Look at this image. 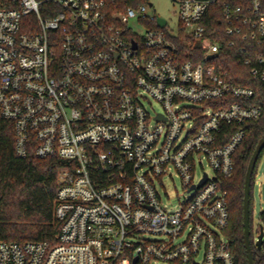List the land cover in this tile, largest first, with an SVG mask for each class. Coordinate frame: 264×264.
<instances>
[{
  "label": "built area",
  "instance_id": "obj_1",
  "mask_svg": "<svg viewBox=\"0 0 264 264\" xmlns=\"http://www.w3.org/2000/svg\"><path fill=\"white\" fill-rule=\"evenodd\" d=\"M172 2L175 27L151 0H0V118L64 161L58 242L0 239V264H235L224 180L263 108L221 57L264 82V0Z\"/></svg>",
  "mask_w": 264,
  "mask_h": 264
},
{
  "label": "trees",
  "instance_id": "obj_2",
  "mask_svg": "<svg viewBox=\"0 0 264 264\" xmlns=\"http://www.w3.org/2000/svg\"><path fill=\"white\" fill-rule=\"evenodd\" d=\"M260 49L264 50V46ZM221 58L223 66L238 84L255 88L257 101L263 108L259 119L246 124V137L235 155V173L224 180V187L228 191L231 223L226 235L231 240L235 264H248L244 242L245 177L249 161L264 134V82L251 75L237 47L227 49ZM263 153L264 149L258 156L255 170ZM63 167L64 161L57 158L42 159L34 153L27 157H18L15 153L13 122L0 118V239L20 243L45 240L51 245L58 242L60 222L54 216V204L60 185L59 172ZM253 183L254 174L251 190ZM252 206L251 191L250 227L253 241ZM261 219L264 224V210ZM253 247L255 264H264V253L254 244Z\"/></svg>",
  "mask_w": 264,
  "mask_h": 264
},
{
  "label": "rangeland",
  "instance_id": "obj_3",
  "mask_svg": "<svg viewBox=\"0 0 264 264\" xmlns=\"http://www.w3.org/2000/svg\"><path fill=\"white\" fill-rule=\"evenodd\" d=\"M154 3L155 11L169 20L172 26H176L177 24V16L175 14V5L172 0H151ZM152 107L156 110L160 109V105L157 102H153ZM263 157L260 158V161L257 164L256 170L254 174V183L252 191V202L253 208L252 211V225L256 226L259 222V218L261 213L264 210V153ZM205 165V169L207 171H211L209 166L206 165V162H203ZM201 169L199 170V172ZM198 172V173H199ZM160 192L163 196L164 202L170 205L176 204L179 199H181L185 192L183 190L181 179L176 175L175 172H172V176H166L163 180V184L160 187ZM148 238L156 239L158 237L149 235Z\"/></svg>",
  "mask_w": 264,
  "mask_h": 264
},
{
  "label": "water",
  "instance_id": "obj_4",
  "mask_svg": "<svg viewBox=\"0 0 264 264\" xmlns=\"http://www.w3.org/2000/svg\"><path fill=\"white\" fill-rule=\"evenodd\" d=\"M264 149V134L259 140L253 156L251 157L248 165V169L245 177V189H244V242L247 251L248 264H255L254 258V247L251 238V219H250V204H251V186H252V177L255 170L256 163L258 161V156H260L262 150ZM264 229L261 226L260 234L258 240L255 243L257 248H260L263 242Z\"/></svg>",
  "mask_w": 264,
  "mask_h": 264
}]
</instances>
